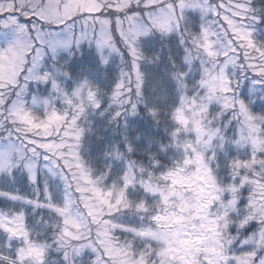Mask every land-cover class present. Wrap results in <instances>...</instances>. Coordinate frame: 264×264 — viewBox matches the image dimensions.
Listing matches in <instances>:
<instances>
[{
    "label": "snow or ice",
    "instance_id": "6c2138e0",
    "mask_svg": "<svg viewBox=\"0 0 264 264\" xmlns=\"http://www.w3.org/2000/svg\"><path fill=\"white\" fill-rule=\"evenodd\" d=\"M0 264H264V0H0Z\"/></svg>",
    "mask_w": 264,
    "mask_h": 264
}]
</instances>
